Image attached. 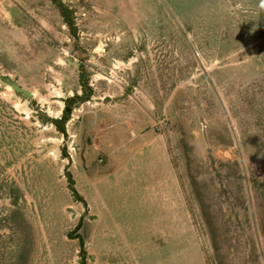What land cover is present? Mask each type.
Listing matches in <instances>:
<instances>
[{"label": "rangeland", "instance_id": "1", "mask_svg": "<svg viewBox=\"0 0 264 264\" xmlns=\"http://www.w3.org/2000/svg\"><path fill=\"white\" fill-rule=\"evenodd\" d=\"M61 1L74 33L50 0H0V264H79L80 216L86 264H264L261 0ZM146 130L179 190L158 155L116 175Z\"/></svg>", "mask_w": 264, "mask_h": 264}, {"label": "crops", "instance_id": "2", "mask_svg": "<svg viewBox=\"0 0 264 264\" xmlns=\"http://www.w3.org/2000/svg\"><path fill=\"white\" fill-rule=\"evenodd\" d=\"M137 136L139 137V141L136 138L134 140H132L131 138L127 141L131 149L127 148V152L118 154L116 156L117 157V160L115 163V166L117 169V172H115L117 173L116 175L117 176L123 175V172L121 170H125L124 175L126 178L130 176L129 174H131L132 176L136 175V172L128 171L129 168L130 169H134V168L144 169L147 164H156V163H153L151 160L153 159L154 156L158 155L157 156L158 159L164 166H166L168 172L172 171L171 172L172 182L175 184V186L179 190V187L177 185V180L175 179V176L173 174L171 162H170V159L167 153V147H166V144L163 138L155 134L152 130L138 132ZM146 156L148 157V160H149L147 162H145ZM133 178H135V182L138 185L137 192L141 194L139 195V202L141 203V205L144 204V201L146 200L150 201V197L152 198L154 197L153 195H150L152 192L149 191L150 193L149 192L147 193L149 196L147 197L145 196V191L148 186L147 182H149L148 178H146L145 176V182H143L142 180L140 181L138 177L137 178L133 177ZM179 196L181 197V195ZM145 206H146V203H145ZM146 212L148 211L144 210L143 207L141 208V210H139V214L142 216L146 215L147 214ZM157 214L159 213L157 212ZM186 218L189 221L188 213L186 214ZM145 242H146V239H145ZM116 246L121 247V248H127V247H122V245L119 244L118 242H116Z\"/></svg>", "mask_w": 264, "mask_h": 264}, {"label": "trees", "instance_id": "3", "mask_svg": "<svg viewBox=\"0 0 264 264\" xmlns=\"http://www.w3.org/2000/svg\"><path fill=\"white\" fill-rule=\"evenodd\" d=\"M55 6L57 7L64 23L67 25V27L74 33L75 32V26H74V20H73V14L72 10L69 9L61 0H50ZM79 82L81 87V93H74L71 96H67L63 100V108L60 117L58 118H48L49 122L55 127V129L63 135V137L67 136L65 124L70 118V115L72 113L73 108L86 100H88L92 95V88L89 86L87 78L84 76V71L80 70L79 74ZM64 149V147H63ZM65 177L67 181V187L73 197V199L80 201L86 208V202L85 200L79 195L77 190L74 187V180L72 178V175L69 171L65 172ZM82 222V216L79 217L75 227L73 230L67 233L68 237L76 238L78 241V247H79V264H86V251L84 247V240L82 236L77 232L81 226ZM74 234V236H72Z\"/></svg>", "mask_w": 264, "mask_h": 264}, {"label": "water", "instance_id": "4", "mask_svg": "<svg viewBox=\"0 0 264 264\" xmlns=\"http://www.w3.org/2000/svg\"><path fill=\"white\" fill-rule=\"evenodd\" d=\"M9 85L11 86V88L16 92V93H22L27 95V92L22 90L21 88L17 87L16 85L9 83Z\"/></svg>", "mask_w": 264, "mask_h": 264}, {"label": "clouds", "instance_id": "5", "mask_svg": "<svg viewBox=\"0 0 264 264\" xmlns=\"http://www.w3.org/2000/svg\"><path fill=\"white\" fill-rule=\"evenodd\" d=\"M261 6L264 7V0H261Z\"/></svg>", "mask_w": 264, "mask_h": 264}]
</instances>
